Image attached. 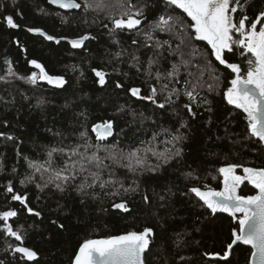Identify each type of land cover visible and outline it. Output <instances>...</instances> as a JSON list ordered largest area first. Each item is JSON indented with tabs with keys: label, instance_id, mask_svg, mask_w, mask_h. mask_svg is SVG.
Instances as JSON below:
<instances>
[{
	"label": "trees",
	"instance_id": "trees-1",
	"mask_svg": "<svg viewBox=\"0 0 264 264\" xmlns=\"http://www.w3.org/2000/svg\"><path fill=\"white\" fill-rule=\"evenodd\" d=\"M76 1L80 8L65 12L47 0H0V213L16 210L10 226L22 237L0 217V262L73 264L85 240L151 228L145 264H249L251 249L241 243L224 256L241 215L214 214L190 191L222 189L219 169L229 164L242 175L244 167L264 168L262 142L224 96L235 74L167 0H102V9L85 7L101 0ZM240 2L236 19L264 10V0ZM136 9L145 18L140 28H114L122 12ZM242 52L233 45L224 58L246 74L252 57ZM33 60L64 83L33 82L41 72ZM173 66L177 74L169 77ZM94 69L105 73L104 84ZM172 89L179 98L166 102ZM107 122L114 135L99 141L93 128ZM255 192L248 181L239 186V195ZM121 203L127 211L114 207ZM18 245L35 251V259L17 253Z\"/></svg>",
	"mask_w": 264,
	"mask_h": 264
},
{
	"label": "snow or ice",
	"instance_id": "snow-or-ice-1",
	"mask_svg": "<svg viewBox=\"0 0 264 264\" xmlns=\"http://www.w3.org/2000/svg\"><path fill=\"white\" fill-rule=\"evenodd\" d=\"M51 2L59 4L62 8L66 9L79 8L81 6L75 0H51ZM167 3L182 9L191 18L194 23L190 27L195 29L196 38L207 41L211 45L216 60L235 74L234 78L230 81L231 86L227 88L224 96L229 104L242 109L243 113L246 114L247 126L251 135L258 138L259 141H264V10L260 11L254 19L243 15L236 22L232 13H237L238 7H244L240 0H235L236 6H232V0H167ZM85 7L102 9L105 5L101 0V2H97L95 5L86 3ZM129 7L135 8L134 5H129ZM142 17L143 9H136L134 13L132 11H124L121 13V18L113 20V25L116 29H135L141 24ZM6 19L9 26H17L11 16H8ZM168 19L170 20L171 17ZM160 20L163 24L168 23L163 17ZM159 26L160 24L158 23L156 27ZM29 31L41 32L42 30L29 29ZM234 32L239 33V39H234ZM47 39L52 40L54 37L47 36ZM84 39H87V37L73 40V47H80ZM233 45H238L243 49L241 54H251L252 58L247 60L246 74L242 73L239 64L230 63L224 58V50L227 49L231 52ZM31 63L40 68L41 75L39 79H46L49 83L58 85L64 83L63 77L49 76L35 60L31 61ZM152 63L154 61L150 60L149 65ZM94 71L96 76L99 77V82L104 84L105 73L95 69ZM176 74V66H173V71L169 72L168 76L171 77ZM37 78L36 74L33 73L31 76L32 81L35 82ZM157 78H160L159 72L157 73ZM164 88H167V85H164ZM130 91L136 96L139 95L140 89L132 88ZM151 91L153 95L148 96L147 99L154 100L157 89L153 87ZM174 94L179 98L178 91L172 89L168 92L166 102L171 101ZM184 95L190 100L195 99L191 91H186ZM159 107L163 108L164 104H160ZM186 107L191 110L190 106L186 105ZM101 127L104 134H111L112 125L111 122H107L103 126L97 125L95 127L94 130L97 131L98 137L103 138ZM174 139L179 140L181 137L177 136ZM175 155L179 156L180 151L177 150ZM49 156H51V152H49ZM90 159L98 161L100 158L93 153ZM139 163L141 161L137 160V164ZM129 167L131 168V165ZM237 167L238 165L229 164L219 169L224 176L222 191L212 189L202 191L198 187H192L190 191L199 197L213 213L221 211L230 214L232 217H236L237 213L242 214L237 218L239 230L237 231L235 228L232 230L234 239L228 244V250L230 251L237 242L251 245L253 249L251 252L252 264H264V168L244 167V175H237L235 172ZM57 178L68 179L67 176L61 177L60 172H57ZM244 181H248L258 190L255 195L244 196L237 193V188ZM7 190L12 192L10 186ZM13 199L22 201L25 198L20 195H14ZM114 207L127 211L126 205L123 203L114 205ZM27 211L32 213L33 209L28 208ZM35 214L39 215L38 212ZM16 215L15 211L0 213V217L3 220H8L10 217ZM7 231L16 237L17 240L22 239L11 226H8ZM150 233H152V229L145 228L139 233L129 232L125 235L109 237L107 239L85 240L79 246L73 264H143L141 254L149 246ZM15 251L23 254L27 260H34L37 255L35 251L22 246L15 248ZM228 254V252H225V258Z\"/></svg>",
	"mask_w": 264,
	"mask_h": 264
},
{
	"label": "water",
	"instance_id": "water-1",
	"mask_svg": "<svg viewBox=\"0 0 264 264\" xmlns=\"http://www.w3.org/2000/svg\"><path fill=\"white\" fill-rule=\"evenodd\" d=\"M47 2H48V4H50L52 7H54V8H56V9H59V10H61V11H65V12H69V11H72V10H78L79 8H68V9H66V8H62L59 4H56V3H52L51 2V0H47ZM75 2L76 3H78V4H80L79 2H77L76 0H75ZM141 24L140 25H138L135 29H138V28H140L141 26H142V24H143V22L145 21V18H141ZM116 29V28H115ZM124 29H127V28H124ZM129 30V29H128ZM131 30H133V29H131ZM211 47V46H210ZM99 78V77H98ZM133 95V94H132ZM134 96V95H133ZM134 97H136V98H138V99H143V97L140 95V92H139V95H136V96H134ZM227 100V99H226ZM234 106V105H233ZM240 110H242V109H240ZM105 123H97L95 126H94V128L93 129H95V127L97 126V125H100V126H103ZM94 132H95V134H96V137H97V140H99V141H104V140H106V139H109V138H111L113 135H114V129H113V126L111 127V130H110V133L111 134H104V131H103V128L101 127V135L103 136V138H100V137H98V135H97V131L96 130H94ZM258 139V138H257ZM262 142V144H263V146H264V141H261ZM251 168H253V167H251ZM245 182V181H244ZM253 186V185H252ZM223 187H224V180H223ZM223 187H222V189H214V188H210V187H204V188H200L202 191H206V190H209V189H212V190H215V191H222L223 190ZM254 187V186H253ZM256 190V192L253 194V195H255L256 193H257V189H255ZM237 193L239 194V187L237 188ZM211 210V209H210ZM8 211H15L16 212V210H8ZM217 212H221V211H217ZM216 212V213H217ZM215 214V213H214ZM236 215H242V214H240V213H237ZM15 217V216H14ZM14 217H10L8 220H4L5 221V228L7 229L8 228V226H10V219H12V218H14ZM2 218V217H1ZM3 219V218H2ZM125 234H127V233H124V234H121V235H125ZM150 235H151V233H150ZM150 235H149V246H148V248L147 249H145V251H144V253H142L141 254V259H142V261H143V264H145V255H146V253L149 251V249H150V246H151V240H150ZM117 236H119V235H117ZM112 237H114V236H112ZM95 239H107V238H95ZM234 239V238H233ZM238 243H241V244H243L242 242H237L236 244H238ZM235 244V245H236ZM235 245H233V246H235ZM243 245H245V244H243ZM25 247V246H23V245H18L17 247ZM245 246H247V247H249L250 249H251V252L253 251V249H252V247H251V245H245ZM16 247V248H17ZM28 248V247H27ZM30 249V248H29ZM30 250H32V249H30ZM78 252V251H77ZM227 252L229 253L228 254V256L226 257V258H228L229 257V255H230V252H231V250L229 251V250H227ZM21 254V253H20ZM22 256H23V254H21ZM24 257V256H23ZM26 260H27V258L26 257H24ZM27 261H32V260H27ZM249 264H252V258H251V255H250V261H249Z\"/></svg>",
	"mask_w": 264,
	"mask_h": 264
},
{
	"label": "rangeland",
	"instance_id": "rangeland-1",
	"mask_svg": "<svg viewBox=\"0 0 264 264\" xmlns=\"http://www.w3.org/2000/svg\"><path fill=\"white\" fill-rule=\"evenodd\" d=\"M232 15H233V18H234V21H236V22H238V19H236L235 18V13H232ZM233 37H234V39H239V33H233ZM205 41V40H204ZM207 44H208V42L207 41H205ZM209 46H211V45H209ZM227 50V49H226ZM225 51V50H224ZM38 70H39V72H40V68H38ZM36 74V76L38 77V79H39V76L41 75V72L40 73H35ZM237 174V173H236ZM237 175H242V174H237ZM224 180V179H223Z\"/></svg>",
	"mask_w": 264,
	"mask_h": 264
}]
</instances>
